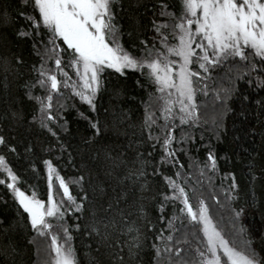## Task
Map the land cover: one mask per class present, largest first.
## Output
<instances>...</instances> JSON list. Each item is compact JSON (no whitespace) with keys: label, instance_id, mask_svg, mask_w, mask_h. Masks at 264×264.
Masks as SVG:
<instances>
[{"label":"snow or ice","instance_id":"1","mask_svg":"<svg viewBox=\"0 0 264 264\" xmlns=\"http://www.w3.org/2000/svg\"><path fill=\"white\" fill-rule=\"evenodd\" d=\"M22 3L32 9L33 15L22 13L30 22L32 31L22 30L18 35L33 39V47L41 60L39 68H33L37 79L24 87L28 99L37 105L33 122H38L39 127L51 136L57 137L54 124L63 127L59 121L63 119L61 110L67 107L65 93L73 99L78 98L91 111L97 110L95 101L106 70H113L121 76L126 70L139 71L154 87V92H149L148 99L143 101L142 127L147 132V140L152 142L153 151L159 147L161 152L152 174L163 176L170 193H162L163 201L159 204L161 230L152 237L154 264H264L250 240L245 241L243 248L234 246L214 222L208 199L221 204L219 197L223 195L227 202H231L238 198V184L234 175L229 173L223 180L231 177V182L227 188L221 184L217 193L214 184L218 172L217 157L211 145L205 146L207 158L203 163L190 158L185 169L179 158L181 154L189 155L185 145L196 142L189 130L200 127L197 95H208L206 81L210 72L236 58L245 63L250 58L253 61L258 58V62L264 64V0H180L179 15L170 10L166 0H162L158 6L159 16L165 19L152 21L160 47L155 42L149 46L141 40L143 47L139 55L121 43L122 28L117 22L116 11L117 7L122 8L121 0H22ZM45 35L47 41L41 52L37 43L43 41ZM57 41H62L64 47ZM194 65L198 70H193ZM67 68L73 70L75 79ZM253 70H257L255 63ZM257 86L264 88V80H260ZM37 87L41 90L40 95L34 94ZM220 91L227 92L226 89L218 90L216 100L225 102ZM79 115L89 121L96 135H100L98 121L93 122L83 112ZM213 124H216L215 120ZM200 139L202 141L204 137ZM0 146H7L3 135H0ZM9 151L16 152V148L10 147ZM151 156L152 152H149L148 157ZM148 157L138 152L124 180L131 179L135 183L145 177L151 163ZM127 163L120 159L115 166L126 167ZM43 164L47 179L46 201L38 198L35 188L29 195L18 186L20 177L9 167L4 155H0V175L6 178L0 179V185H5L13 194L22 209L20 214H26L36 238L50 240L49 259L43 264H78L72 245L73 229L66 217L79 213L76 217L79 220L86 210L89 197L84 188V176L69 180L60 174L51 160H43ZM167 165L175 168L174 175H164L163 168ZM70 185L78 186L84 195L78 199L72 194ZM146 187L142 185V188ZM100 191L103 192V188ZM193 197L195 205L191 202ZM120 199L127 202L126 198L118 196L117 205ZM168 205L173 209L170 217L164 215ZM113 207L109 203L105 211H111ZM233 211L234 219L238 220L243 209ZM140 212L142 218L146 217L143 208ZM92 216L89 235L100 236V224L105 232L109 227H117L115 218L97 222L94 211ZM121 223L122 235L131 237L127 243L129 255H138L149 238L148 234L155 232V225L149 221L147 231L142 232L134 221L125 220L123 215ZM75 229L79 231L80 225L76 224ZM239 231L244 233L245 229ZM36 238L29 243H35ZM122 251L121 248L114 254L119 264H123Z\"/></svg>","mask_w":264,"mask_h":264},{"label":"rangeland","instance_id":"2","mask_svg":"<svg viewBox=\"0 0 264 264\" xmlns=\"http://www.w3.org/2000/svg\"><path fill=\"white\" fill-rule=\"evenodd\" d=\"M150 1L152 0H123L122 9H117L119 21L127 31L125 38L130 43H133L137 36L143 35L145 32L146 24L140 19L139 8ZM14 26L11 7L4 0H0V135H3L7 141V146H0V155L6 157V161L20 177L21 189L30 195L35 188L38 192V198L46 201L47 179L43 160H51L56 167L52 153L61 149L63 159H68V162L73 165L63 171H60L57 166L58 171L63 177L64 174L70 173L78 176L83 175L84 188L89 197L81 219L71 220L66 217L68 224L73 229L72 245L77 258H81L84 264H119V259L114 254L119 253L122 248L123 264L147 262L151 256L148 247L149 238L153 233L148 234L149 238L138 255L130 256L127 243L131 237L122 235L123 225L121 223V216L123 215L125 220L134 221L142 232H146L150 221L151 224L155 225L154 235L157 234L161 230V222L154 212V204L157 200L158 202L163 201L162 193L170 194L163 176L152 174L153 165L157 164L152 159L154 151H151V143L147 140L143 130L141 114L136 105L129 99V94L133 91V84L128 76L137 74L146 80L145 77L139 71L126 70L125 75L121 76L113 70H106L102 77V88L95 101L97 110L93 112L88 108L91 120L99 122L100 135H96L93 129L92 137H90L89 131L87 132L83 125L75 124L70 136L64 138L60 136L58 129L53 125L57 132V139L46 130L41 129L38 122H33L37 105L34 101L24 99L18 89L20 76L31 74L33 68L38 69L40 65L37 64L34 57L30 55L21 56L18 50L13 49L9 37L6 36V30L14 28ZM57 43L64 47L62 41H57ZM157 47H160L159 43ZM22 60L27 63L26 66L21 64L20 61ZM235 60L239 59L236 58ZM227 63L225 62L220 66ZM216 68L210 72V78L206 81L208 95L204 96L201 93L197 95L201 115L200 127L189 130L193 136L199 138L203 136V141L206 139V132H209L210 135L216 133L217 121H219L222 111L218 105L221 101L216 100L217 91L214 90L216 81L213 79L212 72ZM66 70L75 79L73 70L70 68ZM193 70H198L195 65ZM146 82L149 84L147 80ZM199 86L202 87L203 85ZM152 90L154 92L153 86ZM65 95L67 100L73 99L69 93H65ZM221 97L223 98V96ZM73 100L81 103L78 98ZM208 102L209 105H207ZM214 120L216 124H213ZM179 135L180 132L178 137ZM10 147H15L16 152L9 151ZM138 152H142L145 157H148V153L152 152V156L148 157L151 163L146 169V176L135 183L131 179L125 181L124 176L133 167L131 161L135 159ZM120 159L128 162L126 167L115 166ZM180 160L183 162L181 158ZM163 173L164 175L167 174L165 169H163ZM5 178L4 175H0V179ZM142 185L147 187L142 188ZM217 187L215 189L219 194L220 189L217 190ZM101 188H103V192L100 191ZM28 190L31 192L27 193ZM70 190L78 199L84 195L82 191L78 193L74 188L70 187ZM118 196L126 198L127 202L125 199H120L117 205ZM220 196L219 208L222 209L221 205L225 207L226 200L223 195ZM191 202L196 204L194 197ZM207 202L210 205V201ZM109 203H112L114 207L111 211L106 212L105 209L108 208ZM253 205L256 215L264 221V198L258 201L253 198ZM171 207H166L167 214L172 213V211L170 212ZM141 208L146 213L144 218L141 217ZM210 210L214 222L223 235L234 246L243 248L242 244L240 245L233 240L231 227H224L221 218L218 217L216 210L211 205ZM93 211L96 213L95 220L97 222L101 220L107 222L115 218L117 227H109L105 232L103 224H100L101 235L97 236L95 233L89 235V229L93 223ZM20 213H22V209H19L13 194L5 185H1V264H30V247L25 242V238L30 233L36 238V234L31 230L26 214L21 215ZM75 215L79 216L80 214ZM76 224L80 225L79 231L75 229ZM104 236H107V239H104ZM49 243L50 240L36 238V242L33 243L36 251L35 264H43V261L49 259Z\"/></svg>","mask_w":264,"mask_h":264},{"label":"trees","instance_id":"3","mask_svg":"<svg viewBox=\"0 0 264 264\" xmlns=\"http://www.w3.org/2000/svg\"><path fill=\"white\" fill-rule=\"evenodd\" d=\"M11 7V13L13 15L14 28L6 30V36L9 37L13 49L18 50L21 56L30 55L34 57L37 64H41L40 57L36 54V49L33 47L32 38L20 37L18 33L22 30L32 31L30 22L26 21L22 13L27 15H33L30 7H25L22 0H4ZM162 0H152L142 5L139 9L140 19L145 22L146 29L143 35H139L135 38L133 43H130L125 35L127 31L122 26L117 16V22L122 28L121 43L129 51L135 55L140 54V49L143 45L140 44L141 40H145L149 46L159 43V38L156 37L155 32L152 28V21L156 19L157 22L163 21L165 18L159 16V4ZM171 6L170 10H174L177 15L180 14V0H166ZM14 3V4H12ZM123 7V0H121ZM156 6V7H154ZM122 9L120 7L116 8ZM119 10V11H120ZM38 15V14H36ZM39 41V38H37ZM7 41V40H6ZM47 41V35L44 36L43 41L37 43V47L40 51H43V44ZM21 58V57H20ZM22 65L26 66L25 61H20ZM255 68L253 70V64ZM213 79L216 81L214 90L220 91V96H223L225 102H218L219 108L222 111L219 116L216 133L210 135L206 132L205 141H201L198 136H193L196 141L192 145H185L189 149V155H180L183 160L185 169L188 168L190 158L198 160L203 163L207 158L206 145H211L212 151L217 157L218 172L214 177V184L217 190L220 189L221 184L224 188H227L231 182V177L228 180H223V177L231 173L234 175L238 184V198L225 203V207L219 208V204H216L211 199L210 205L217 212L219 218H221L224 227H231L232 237L241 246H244L245 241L250 240L251 246L255 249L257 256L264 259V221L256 215L253 205V198L257 201L264 198V88L258 87L257 84L260 80H264V64L253 61L251 58L249 62L245 63L240 60H234L231 63H227L223 66L217 67L213 72ZM21 79L18 83V89L24 99H28L26 95V89L24 85L26 83L34 82L37 79V72L32 71L29 75H21ZM133 84V91L129 94V99L136 105L137 110L141 114L142 122L144 119V103L149 96V92H153L152 86H150L144 78L137 74L128 76ZM139 81V84L137 83ZM143 85V87H141ZM34 94L40 95L41 90L39 87L35 88ZM213 91V90H212ZM225 96V97H224ZM67 107L62 109L60 115L63 117L59 122L63 127L56 128L59 131L61 137H68L72 133L75 124L83 125L86 131H89V136L92 137L91 132L93 129L89 126V121L82 119L79 115L83 112L90 118V111L85 104L79 103L77 100H66ZM216 104V103H215ZM209 105V102L207 103ZM179 130L176 135L178 137ZM147 138V132L145 131ZM218 136V138H217ZM152 143V142H150ZM153 151V149L151 150ZM53 159L60 171L67 169L73 164L68 162L69 160L64 158L63 153L60 151L52 153ZM161 152L159 147L154 151L152 159L155 162H159ZM9 167L10 164L8 163ZM56 166V168H57ZM163 169L166 170V175H174L175 168L171 165L165 166ZM66 179L71 180L72 178L79 177L77 174H64ZM22 188L21 182L18 185ZM1 187V185H0ZM78 193L81 192L80 188L76 185H70ZM31 191L28 190L27 193ZM218 193V192H217ZM191 195V194H190ZM221 198V196H220ZM225 199V198H224ZM162 201L157 200L154 204V212L157 214V218L160 220L161 212L159 211V204ZM171 207V205H168ZM172 209V207H171ZM243 209L242 215L238 220L234 219V211H240ZM167 208H165L164 215L167 214ZM173 212V209L170 212ZM169 213V211H168ZM68 219L76 220V215L67 216ZM166 227V222L164 224ZM245 229L244 233H240L239 229ZM149 238V251L151 253L150 259L145 263L136 264H154V251L152 250V237ZM34 238L33 234L30 233L26 238L25 242L30 247L31 260L30 264L36 262V251L33 243H29ZM35 245V244H34ZM1 264V263H0ZM78 264H84L83 261L78 259Z\"/></svg>","mask_w":264,"mask_h":264}]
</instances>
